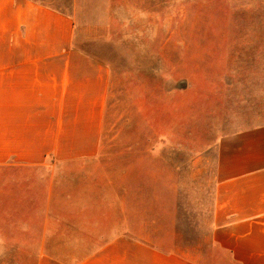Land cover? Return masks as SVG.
<instances>
[{"label":"rangeland","instance_id":"1","mask_svg":"<svg viewBox=\"0 0 264 264\" xmlns=\"http://www.w3.org/2000/svg\"><path fill=\"white\" fill-rule=\"evenodd\" d=\"M37 1L73 13L74 0ZM100 1L79 0V17L86 22L89 8ZM110 5L125 20L111 24L99 41L80 42L113 66L99 154L109 165L97 172L117 177L122 164L130 165V177L140 178L131 194L135 188L141 192L130 197L129 209L138 212L169 208L172 188L180 244L198 246L210 228L219 136L264 121V0ZM52 176L42 166L0 167V264H36L49 208L119 210L117 185L96 184L87 199L70 206L55 196L76 186L55 185L51 198ZM155 176L173 183L167 198L165 185L149 183Z\"/></svg>","mask_w":264,"mask_h":264},{"label":"crops","instance_id":"2","mask_svg":"<svg viewBox=\"0 0 264 264\" xmlns=\"http://www.w3.org/2000/svg\"><path fill=\"white\" fill-rule=\"evenodd\" d=\"M110 2L93 4L85 22L79 0L73 13L37 0H0V167H47L51 198L55 185L76 186L55 194L70 206L96 184L117 185L121 201L116 212L46 210L36 264H264V121L219 136L210 228L198 246L180 244L172 188L169 208L138 212L129 209L141 192L131 194L140 178L130 177V165L118 164L117 177L98 173L109 165L99 154L113 66L80 42L99 41L125 20ZM164 181L149 183L165 185L167 198L173 183Z\"/></svg>","mask_w":264,"mask_h":264}]
</instances>
